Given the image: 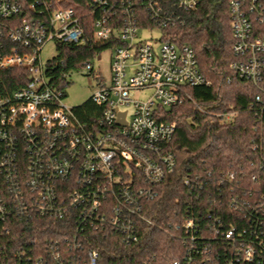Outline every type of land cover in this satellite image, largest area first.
Masks as SVG:
<instances>
[{
    "label": "built area",
    "instance_id": "1",
    "mask_svg": "<svg viewBox=\"0 0 264 264\" xmlns=\"http://www.w3.org/2000/svg\"><path fill=\"white\" fill-rule=\"evenodd\" d=\"M61 1L0 0V71L28 73L21 87L0 91V235L10 232L12 219L35 214L63 221L69 232L43 250L32 248L33 242L16 249V264H103L101 251L87 243L89 234L117 237L128 249L138 246L156 225L149 203L177 167L169 150L176 126L158 120L159 108L181 104L184 86L210 84L195 50L164 33L202 0H92L93 40L109 41L113 54L111 79L97 82L88 99L97 108L83 118L64 103L66 88L57 78L52 82L54 57L41 58L46 42L88 40L75 8ZM230 17L232 67L258 90L249 104L252 141L255 150H264V0H231ZM142 30H158L159 39H143ZM84 70L93 73L91 61L63 77ZM149 90L147 98L137 95ZM246 110L216 114L222 123L235 124ZM233 180L230 172L221 180L231 218L225 223L214 211L202 222L191 207L204 184L184 178L192 200L175 225L184 252L172 264H264V196L245 193Z\"/></svg>",
    "mask_w": 264,
    "mask_h": 264
},
{
    "label": "trees",
    "instance_id": "2",
    "mask_svg": "<svg viewBox=\"0 0 264 264\" xmlns=\"http://www.w3.org/2000/svg\"><path fill=\"white\" fill-rule=\"evenodd\" d=\"M91 1H61V4L75 8L88 37L82 45L58 44V55L51 60L53 73L49 72V75L53 83L57 78L56 84L62 88L69 85L64 73L83 68L97 54L111 48L109 41L93 40ZM230 1L202 0L197 9L181 13L182 22L164 28L166 39L195 50L199 68L210 84L184 86L186 97L181 104L159 108L158 120L170 121L176 126L169 150L177 157V167L157 187L158 194L149 203V214L153 215L156 225L141 235L138 246L128 249L117 237L88 235L87 243H94L101 251L103 264H172L182 256L184 248L175 225L183 222L188 202L192 200L183 184L187 176L204 184L201 197L192 200L191 207L196 214L202 215V222L208 220L209 211H214L225 223L231 220L229 205L224 200L228 194L223 193L221 185L229 172L234 175V186L239 183L245 193L252 189L254 194L264 196V150L253 148L254 117L249 109L258 90L239 78L232 67L236 56L232 50ZM27 75L25 68L0 71V91L8 93L21 87ZM192 99L207 112L200 111ZM95 108L97 105L91 100L76 106L87 120ZM231 110L246 111L241 121L222 123L216 112ZM253 174L257 175L255 181L251 178ZM11 222L10 232L0 235V264H16L12 253L23 245L33 242L32 248L43 250L49 241L60 240L69 233L63 221L38 214Z\"/></svg>",
    "mask_w": 264,
    "mask_h": 264
},
{
    "label": "rangeland",
    "instance_id": "3",
    "mask_svg": "<svg viewBox=\"0 0 264 264\" xmlns=\"http://www.w3.org/2000/svg\"><path fill=\"white\" fill-rule=\"evenodd\" d=\"M142 38L149 40L159 39L160 32L158 30L148 31L142 30L140 32ZM161 45L160 42L157 43ZM113 50L111 48L103 50L101 53L90 61L93 65V73L89 74L87 70L81 72H75L68 77L69 85L66 88V97L64 103L71 107L80 106L85 103L92 94L97 90L100 80L109 82L111 79V62H112ZM58 55V49L54 42H46L41 52V58L43 62H47L48 59ZM152 91H143L139 94L141 98H147L151 96Z\"/></svg>",
    "mask_w": 264,
    "mask_h": 264
},
{
    "label": "water",
    "instance_id": "4",
    "mask_svg": "<svg viewBox=\"0 0 264 264\" xmlns=\"http://www.w3.org/2000/svg\"><path fill=\"white\" fill-rule=\"evenodd\" d=\"M121 116H124V113H121ZM118 122L123 123V119L121 118Z\"/></svg>",
    "mask_w": 264,
    "mask_h": 264
}]
</instances>
